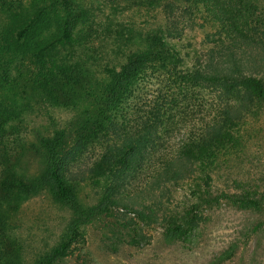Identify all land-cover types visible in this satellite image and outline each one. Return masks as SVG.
Masks as SVG:
<instances>
[{
  "label": "trees",
  "instance_id": "16d2710c",
  "mask_svg": "<svg viewBox=\"0 0 264 264\" xmlns=\"http://www.w3.org/2000/svg\"><path fill=\"white\" fill-rule=\"evenodd\" d=\"M143 1L0 0V147L8 124L18 127L31 115L45 119L36 134L37 173L22 166L21 154L12 161L0 150V264H57L73 254L81 227L114 207L134 211L147 225L160 221L168 242L183 237L198 224L196 214L165 211L159 217L152 207L134 208L142 190L134 195L124 189L148 152L154 155L151 186L173 184L196 208L225 199L242 213L238 237L206 264L231 259L240 239L262 243L264 188L239 184L233 170L258 139L253 120L264 110V0ZM129 5L161 13L188 5L213 29L204 39L209 49L183 51L175 24L110 33L115 15ZM148 72L158 73L157 94L147 106L125 112ZM199 88L213 98L201 96L194 108V95H203ZM56 109L71 113L63 126L51 115ZM178 114L189 129L174 149L160 148V132L175 128ZM85 150L94 151L92 159L84 170L72 171L69 165ZM219 179L226 189L215 185ZM85 186L94 189L88 202L81 197ZM38 195L70 217L60 237L41 249L30 247L36 252L28 259L27 245L12 233L13 221L20 206Z\"/></svg>",
  "mask_w": 264,
  "mask_h": 264
},
{
  "label": "rangeland",
  "instance_id": "374dc122",
  "mask_svg": "<svg viewBox=\"0 0 264 264\" xmlns=\"http://www.w3.org/2000/svg\"><path fill=\"white\" fill-rule=\"evenodd\" d=\"M137 2L140 3L141 0ZM124 6L123 11L117 13L112 20L114 29L110 33L117 27L124 31L128 26L134 29L145 27L143 31H149L161 23L175 24L182 30V40L178 45L183 51L195 49L205 54L210 47L204 43V39L207 33L213 32L212 27L203 26V19L196 15V12L193 14L194 10L188 5H181L182 7L175 9L174 13H165L164 10L163 13L137 12L130 9L132 5ZM109 11L108 9L106 12ZM2 23L3 17L0 15V26ZM95 28L98 29V26ZM98 40H95L97 44ZM158 77V73L148 72L139 80L135 97L127 102L125 112L126 109L130 110L132 105L141 107L148 105L149 100L158 92L160 86ZM199 89L203 95L198 93L194 95L190 104L194 108L201 96L213 98V94L208 90ZM187 112L190 115L191 112ZM51 115L61 126L71 117V113L58 109ZM184 119L186 117L178 114L175 117V128L173 127L169 133L165 129L160 132L161 137L158 139L160 148L164 145L168 149H174L179 144L181 136L190 127V123H185ZM43 121L45 122V119L41 116L31 115L24 123L18 122V127L15 123L5 126L6 130L2 137L0 150H6L7 158L12 161L16 155L21 154L22 166L32 174L37 173L42 166L40 155L36 151V134L38 130H43L41 128ZM253 121L256 122V128L260 129H256L258 139L247 148V160L234 168L233 178L239 180V184L264 188V110ZM24 145L29 149L27 152L21 149ZM93 154L94 151L85 150L69 168L74 172L84 170ZM153 158L154 155L149 152L144 155V160L124 180L125 190H133L134 195L138 190H142L141 198L135 197L141 205H134V208L140 210L143 206L152 207L159 217L165 211L173 214L177 211L191 210L200 218L196 227L188 230L179 240L168 242L163 236L164 226L160 221L147 225L138 219L134 211L114 207L88 220L81 227L82 236L78 238L79 243L75 245L73 254L57 264H206V261L213 259L234 237H238L237 232L242 226L243 215L225 199L214 200L196 208L194 207L196 203L188 193L173 184L161 183L151 186ZM2 166L3 157L0 154V169ZM215 185L220 190L226 189L227 186L222 179ZM93 193L94 189L91 186H85L81 197L88 202ZM69 217L68 210L51 204L45 195H38L20 206L15 214L12 233L25 242L28 259H32L36 251L29 248L41 249L46 242L59 238ZM252 252H255L253 264H264V239L261 244L254 242L253 238L240 239L233 257L218 264H247Z\"/></svg>",
  "mask_w": 264,
  "mask_h": 264
}]
</instances>
